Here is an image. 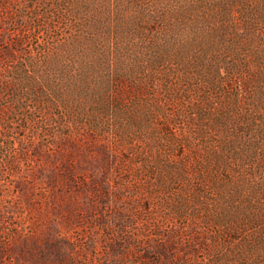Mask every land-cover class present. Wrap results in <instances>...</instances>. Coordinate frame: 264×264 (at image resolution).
<instances>
[{"label":"rangeland","instance_id":"374dc122","mask_svg":"<svg viewBox=\"0 0 264 264\" xmlns=\"http://www.w3.org/2000/svg\"><path fill=\"white\" fill-rule=\"evenodd\" d=\"M0 264H264V0H0Z\"/></svg>","mask_w":264,"mask_h":264}]
</instances>
